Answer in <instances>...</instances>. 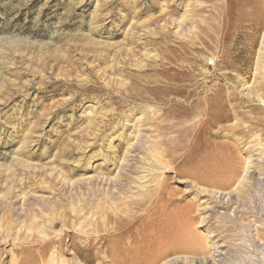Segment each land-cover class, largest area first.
I'll return each instance as SVG.
<instances>
[{
    "label": "rangeland",
    "instance_id": "obj_1",
    "mask_svg": "<svg viewBox=\"0 0 264 264\" xmlns=\"http://www.w3.org/2000/svg\"><path fill=\"white\" fill-rule=\"evenodd\" d=\"M116 258L264 264V0H0V264Z\"/></svg>",
    "mask_w": 264,
    "mask_h": 264
},
{
    "label": "bare ground",
    "instance_id": "obj_2",
    "mask_svg": "<svg viewBox=\"0 0 264 264\" xmlns=\"http://www.w3.org/2000/svg\"><path fill=\"white\" fill-rule=\"evenodd\" d=\"M120 170V169H119ZM25 199V198H24ZM110 207V206H109ZM111 220V219H110ZM109 220V221H110ZM108 221V220H107ZM82 234L84 233V231H82V230H79ZM154 233H152V235H153ZM76 236H79L77 233H71L70 235H68V237H69V246H70V248L73 250L74 249V244H75V237ZM81 237H83L82 235H81ZM109 237V236H108ZM111 237H113V236H111ZM97 238V241L98 240H102V239H105L106 238V236H97V237H94V238H91V237H88V239H89V242H88V244H87V246H88V250H91V249H94L95 250V252H94V255H93V258L89 261V262H91V261H93V260H95V259H102L101 258V255H102V253H105V252H100L99 250H98V248H96L97 246H96V244L97 243H93V242H91L93 239H96ZM118 238V237H117ZM112 239V238H111ZM178 240H179V238H177ZM113 240V239H112ZM119 240V239H118ZM60 241V240H59ZM85 241V240H84ZM88 241V240H87ZM111 241V240H110ZM109 241V242H110ZM106 242V241H105ZM151 242V241H150ZM189 242V241H188ZM99 243V242H98ZM165 243V242H164ZM176 243V242H175ZM178 243V242H177ZM183 243V242H182ZM181 243V244H182ZM194 243V242H193ZM55 244V243H54ZM139 244V243H138ZM143 244V243H142ZM171 244H172V242H171ZM102 245V244H101ZM100 245V246H101ZM106 245V244H105ZM104 245V246H105ZM153 245V244H152ZM166 245H168L167 243H166ZM176 245V244H175ZM178 245H180L179 243H178ZM192 245V244H191ZM191 245H189V246H191ZM107 246H109V245H107ZM169 246H170V244H169ZM171 246H174V245H171ZM183 246H185V245H183ZM110 247V246H109ZM112 247V246H111ZM110 247V248H111ZM166 247H168V246H166ZM176 247V250H180V249H177V247L178 246H175ZM181 247V246H180ZM179 247V248H180ZM103 248V247H102ZM104 248H106V247H104ZM114 248V247H113ZM125 248V247H124ZM159 248V247H158ZM172 249H173V247H171ZM182 248H184V249H186L185 247H182ZM99 249H101V248H99ZM163 249H165V248H163ZM167 249V248H166ZM127 250V249H126ZM125 250V251H126ZM143 250H144V248H143ZM169 250H171V249H169L168 248V250H167V252L169 251ZM174 250H175V248H174ZM103 251H105V250H103ZM124 251V250H123ZM128 251V250H127ZM126 251V252H127ZM161 251V250H160ZM162 252V251H161ZM165 252V251H164ZM75 253V252H74ZM106 253H107V256H108V253H110V255L111 254H115L114 253V251L113 250H110L109 252H107L106 251ZM120 253V252H119ZM118 253V254H119ZM159 253V252H158ZM76 255H78V253H75ZM117 254V253H116ZM112 256V255H111ZM118 256V255H117ZM125 256V255H124ZM114 257H115V255H114ZM111 258V257H110ZM125 258H127L126 256H125ZM152 259V258H151ZM112 260V259H111ZM122 260V259H121ZM120 260V261H121ZM149 260V259H148ZM122 261H124V260H122ZM133 261V260H132ZM116 262L118 263L119 262V259H117L116 258V260L115 261H113L112 262V264H116ZM153 262V261H152ZM157 262V261H156ZM104 264V262H103V260H102V262H100L99 261V264ZM149 263V262H148ZM119 264V263H118ZM121 264V263H120ZM143 264V263H142ZM146 264V263H145Z\"/></svg>",
    "mask_w": 264,
    "mask_h": 264
}]
</instances>
